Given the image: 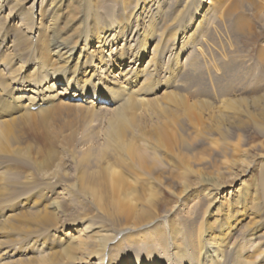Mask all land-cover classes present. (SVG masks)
<instances>
[{
	"label": "rangeland",
	"instance_id": "1",
	"mask_svg": "<svg viewBox=\"0 0 264 264\" xmlns=\"http://www.w3.org/2000/svg\"><path fill=\"white\" fill-rule=\"evenodd\" d=\"M50 1L53 0H17L15 8L8 10L13 1L0 0V111L5 110L3 115L0 113V123H4L7 132L0 136V141L8 135L4 147L21 149L19 154L0 155L1 264H87L84 254L91 246L84 248L79 244L93 231L77 234L73 227L83 225L76 222L80 218L100 221L112 228L136 229L137 233L148 231L146 235L160 250L158 239L167 233L174 240L176 231L185 242L191 232L196 234L197 227L205 232L207 227L215 226L218 218L230 217L234 223L246 215L257 220L240 230L244 235L240 241L256 243L253 251L243 252L246 259L252 260L257 248L264 247V170L259 163L264 160V136L257 132L249 136L246 128H241L240 137L238 132L230 131L223 136L208 129L209 118L221 110L223 101L264 94V0H208V3L201 0L202 9L197 6V12L191 10L189 18L183 19L184 24L179 25L176 19L166 20L172 16L167 9L163 13L165 19L154 26L157 33L164 35L178 26L176 40L180 41L195 28V19L204 18L198 35L187 36L182 54L176 55L180 43L170 42L168 52L159 58L168 74L154 75L146 83L140 79L136 82L134 100L126 112L132 122L129 123L123 110L126 121L118 126L124 142L138 152L147 153L153 164H159L158 169L166 170L164 174L185 177L188 192L180 196L158 185L149 191L146 181H135L137 165L120 144L107 136L109 121H116L112 108L117 103L109 106L110 110L97 109L107 101L106 94L94 105L88 104L83 100H93L97 91L61 87L48 79L42 87L53 83L50 94L59 93L42 103L46 105L15 109L27 101L19 98L16 104H10L2 98L4 91L13 98L20 93L34 95L26 90H11L12 80L32 83L38 76L37 61L53 59L49 52L50 38L60 36L68 40L79 27L76 8L82 0H63L66 14L53 25L46 13L39 16ZM35 18L38 20L31 29L29 24ZM134 31L133 27L128 36ZM32 33L38 34L34 40ZM152 43L146 46L147 53L139 57L142 64L137 67L146 64ZM83 93L86 97H81ZM173 95L178 104L172 100ZM161 131L164 137L157 134ZM164 140L187 156L203 158L194 166L206 172L215 166L222 169L224 159L237 163L230 165L232 170L224 174L229 178L224 186L205 197L203 190L208 186L198 183V177L187 170L186 173L175 154L162 145ZM238 140L243 147L261 141L263 151L236 152L231 143ZM160 158L161 162L157 160ZM106 167L125 180L122 192L127 191V208L135 211L130 219H125L128 210L115 216L114 222L105 213L104 217L98 200L81 190L82 181L90 180ZM141 178L144 176L140 174ZM209 201L212 202L208 204ZM52 203L57 207L51 208ZM43 210L53 214V224L33 220L35 212ZM137 217L141 218L139 225L134 223ZM256 229L260 231L257 233ZM63 232L73 233V238L59 240L58 235ZM232 236L231 240L238 239L236 232ZM192 247L193 244L189 250ZM160 252L157 259L170 264L166 254Z\"/></svg>",
	"mask_w": 264,
	"mask_h": 264
},
{
	"label": "bare ground",
	"instance_id": "2",
	"mask_svg": "<svg viewBox=\"0 0 264 264\" xmlns=\"http://www.w3.org/2000/svg\"><path fill=\"white\" fill-rule=\"evenodd\" d=\"M12 1L8 4V10L14 9L17 5V0ZM200 1L82 0L77 4V8L75 7L80 21L78 29L74 31V34L68 40H64V37L60 36L50 38L49 46L51 45V47L49 48V52L53 59L47 62H44V60L37 61V78L32 83L24 81L15 82L16 79L12 80L14 85L11 87V90L17 89L20 92L21 90H26L34 95L20 93L14 99L9 92L4 91L1 96L4 100L10 102V104H16V99L19 98L27 101L16 105L15 109L27 110L31 106L41 107L47 104H42L47 98L56 97L59 93L56 91L54 94H50L53 83L52 85L48 83L47 86L42 87V83L48 79L56 82L61 87L81 88L82 91L90 89L97 91L98 95L93 96V100H83L88 104L94 105L103 94H106L108 96L107 101L100 104L97 109L110 110L109 106L117 103L112 108L116 121L115 119L109 121L107 136L111 138L110 140L116 141V144H120L119 146L122 149L124 148L129 154L134 166L137 165L135 171L138 170L139 172L135 177V181H146L149 191H152L153 187L158 185L180 196L184 192H188V182L185 180V177L171 175L169 172L167 175L164 174L166 170L163 168L158 169L159 164H153L150 161L151 157L147 153L138 152L130 143L124 142L121 129L118 125L120 122L126 121V117L122 112L124 110L127 115L126 112L130 108L134 100L132 98L136 93L133 89V87H136V82L140 79L141 83H146L149 79L156 77L154 75L161 77L168 74L167 68H163L159 58L168 52L170 42L172 45L180 43L179 49L176 50V55L182 54L187 44V36L189 38V36L198 35L199 28L204 25V18L195 19V28L187 36H182L180 41L176 40V29L178 26L170 29L171 31L168 35H164L163 32L157 33L158 31L154 29V26L160 24L165 19L163 18V13L167 9L172 12L170 13L172 16H168L166 20L176 19L178 24L181 25L184 18H189L191 10L197 12L195 10L197 6L198 10L202 9L204 6L202 1L204 0ZM205 2L208 3V0H205ZM62 3L63 0L50 1L46 8L41 10L39 16H44L46 13L48 21H51V25L55 24L58 18L66 14L65 10L67 7L65 5L64 9ZM37 20L35 18L29 24V28L32 29L34 21L36 23ZM133 27L135 29L134 33L128 36L129 30ZM32 34L33 40L38 37V34ZM11 41L13 42V40ZM151 42L153 43L150 46L148 52L150 56L146 64L141 68L137 67L139 64H142L140 58L146 52V46ZM80 43L82 44L80 45ZM127 59L128 61H126ZM148 64L149 66H146ZM152 64L153 68L151 69L150 65ZM132 84L134 85L132 86ZM40 86L41 88H39ZM81 97H86V95L83 93ZM181 99L178 98V100ZM38 100L40 101L36 104ZM172 100L176 101L174 95ZM220 106L221 110L209 118L210 128L208 131H216L223 136L227 132L233 131L238 132L240 137L239 131L241 128H246L250 131L249 136H254L256 132L264 136V94L250 97V99L225 100ZM4 111H0L1 115H3ZM127 119L129 123L132 122L131 117L128 115ZM3 124L0 123V136L7 133ZM112 125L114 126L112 127ZM111 127L112 129L110 130ZM157 134L164 135L163 131L157 132ZM3 140V142L0 141V155L7 157L11 156L12 152L16 154L20 153V148L4 147V143L8 140V135H4ZM169 142V140H164L162 145L175 154L177 162L185 171L187 170L198 177V183L208 186L203 190L205 197L211 196L214 189L217 190L221 185L224 186L229 179L224 174H228L232 170L230 165L237 163L236 160L224 159L221 161L222 169L215 166L211 172H206L202 168L194 166L198 165L203 158L200 156H187L178 147L175 150ZM231 144L234 146V149H237L236 152H243L245 154H250V151L253 149L263 151L261 141L249 142L248 147H243L239 140ZM157 160L161 162L162 158ZM259 163L264 170V160H261ZM140 174L144 176V179H139ZM121 178L119 174H115L114 169L106 167L92 176L90 180L82 181L84 183L81 186L82 192L88 193L97 199L103 210L102 215L106 217L105 213L112 221L115 216L123 214L125 210H128L125 219H130L135 215L133 209L127 208V202L125 201L128 197L127 191L125 189L122 192L123 188L126 187L125 180ZM252 194L253 192L249 194V197ZM211 202L209 201L208 204ZM50 207L55 208L57 204L52 203ZM83 219L88 220V218H80L76 222H80L83 225L81 224L82 226L79 228H73L77 234L93 231L88 237H85L87 238L86 241L83 240L79 244L80 247L84 248L91 246L89 252L86 255L84 254L87 264H130L128 261H134V264H166L163 260H159L156 257L159 255L158 252L160 250L166 254V260L170 261V264H264V247L257 248L256 254L252 256V260L246 259L243 255V252L253 251L256 246V243L252 242L247 244L246 239L240 241L244 237L243 233L240 232L241 228L247 223L253 224L257 222L250 215L237 219L234 223L232 222L233 218L230 219V217L218 218L215 226L207 227L205 232L197 227L196 234L191 232L185 242L183 241V236H178L176 231L173 234L174 240H171L167 233L164 237L158 239L160 250L156 248V243L154 244L146 235L148 231L137 233L136 229H128L126 227L112 228L100 221H85ZM140 219L137 217L134 220L135 225L141 224ZM33 220L36 222L41 220V224H53L55 222L53 214L46 210L41 211L39 214L35 212ZM62 226L63 223H61ZM20 230H23V228ZM62 230L63 228L59 229L60 232ZM78 230H81V232H78ZM255 231L258 233L260 230L256 229ZM173 232L174 228H172ZM235 232L238 239L231 240V238H234L232 235ZM58 237L59 240L63 241L66 238H73V233L63 232ZM191 244H193V247L192 250H189ZM167 248L169 250L165 251ZM93 258H95V261L92 260Z\"/></svg>",
	"mask_w": 264,
	"mask_h": 264
}]
</instances>
